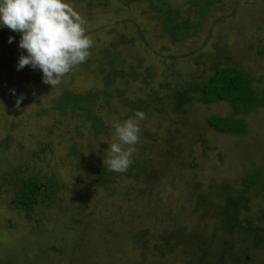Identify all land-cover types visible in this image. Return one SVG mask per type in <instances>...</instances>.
<instances>
[{
	"label": "rangeland",
	"instance_id": "374dc122",
	"mask_svg": "<svg viewBox=\"0 0 264 264\" xmlns=\"http://www.w3.org/2000/svg\"><path fill=\"white\" fill-rule=\"evenodd\" d=\"M208 1V15L200 20L198 6ZM65 2L85 20L93 47L89 59L55 88L42 82L39 70L25 66L17 71L19 57L26 55L18 47L20 34L0 27V33L14 38L0 46V264H74L67 257L74 255L71 249L64 248L66 258L50 250L44 254L47 245L57 244L52 239L60 234L54 235V230L62 222H71L64 218L68 215L81 219L77 228L86 243L80 242L79 249L89 254L80 264H264L261 239L254 247L245 230H224L215 216L216 207H209L205 216L195 213L198 195L223 205L227 195L244 192L249 202L239 219L264 231L263 108L236 115L245 124L246 134L235 137L216 133L205 123L208 116L232 114L224 102L193 103L180 114H171L166 100L163 105L156 103L149 108L151 115L139 122L140 139L131 157L146 169L137 172L136 179L115 174L107 184L97 183L96 176H109L103 160L115 142L113 123L134 118L127 103L154 95L162 98L168 91L160 85L180 87L191 77L203 82L211 75L212 65L218 64L243 71L255 94H264V0ZM165 17L175 24L200 23L195 34L177 40L163 29ZM116 71L122 76L115 74L105 84L106 74ZM116 89L123 92L120 99ZM65 91L96 93L92 111L109 127L107 131L94 134L87 122L71 115L69 105L61 114L56 104ZM20 94L25 99L17 110ZM150 171L158 174L156 182V176H143ZM250 172H260L261 184L245 190L242 177ZM34 175L46 181L54 194H38L24 212L16 200V186L24 176ZM153 184L157 194L151 198ZM130 209L154 213L137 224L131 220ZM172 224L200 231L208 243L194 257L181 246L167 251L160 236L165 239ZM146 226L149 233L142 236ZM175 238L177 245L183 242L179 235ZM197 257L201 258L198 263Z\"/></svg>",
	"mask_w": 264,
	"mask_h": 264
},
{
	"label": "trees",
	"instance_id": "16d2710c",
	"mask_svg": "<svg viewBox=\"0 0 264 264\" xmlns=\"http://www.w3.org/2000/svg\"><path fill=\"white\" fill-rule=\"evenodd\" d=\"M120 1H122L124 4H131L139 0ZM209 6V1L203 2L201 3V5L198 6V13L201 17L200 20L207 17ZM151 8L155 11H160L159 7H157L156 5L151 4ZM200 20L199 22L196 21L190 24L187 20H183L180 24H175L174 19L170 17H165L162 19V24L163 29L166 32L171 34L173 37H176L177 40H181L185 37L184 34L192 35L196 33ZM8 41L9 37L4 33H0V46L7 44ZM102 56L104 60H109V64L112 65L111 59H109V55L107 52H103ZM115 74L122 76V73L118 71L114 73L112 72L111 74L108 73L104 77L105 84H107L109 82V79L114 77ZM146 75L147 77H149L148 73H146ZM133 78L136 77L133 76ZM190 79V82L181 85L180 87H170L168 84L160 85V88H165L168 91V93L162 98L154 95L149 96L147 99L137 98L134 101L128 102L127 104L131 111V115L134 117L135 112L140 111L145 114V117H148L151 115L149 108L154 106V104L156 103H159V105H163L164 102H161L165 100L166 103L164 105L167 106L171 114H180L184 111L185 106H190L193 103H200L202 105L207 106L219 102H224L231 108L232 114L222 117L211 115L205 118V123L210 130H213L216 133L241 137L246 134V126L240 118L236 117V115L248 114L252 112L255 108L264 109V94H262L261 96H257L253 89L249 86L244 72L234 67L219 66L218 64H213L212 73L205 81L196 83L193 77H191ZM122 93V90L116 89L115 95L117 98L120 99ZM96 95V93L91 92H86L81 95H74L68 91H65L59 97L56 105L58 106L60 110L59 112L61 114V110L67 105H69L72 109L71 115H73L74 117L82 118L83 121L87 122L89 124L90 130L94 134H103L107 131L109 127L104 126L101 117L97 113H93L92 111V108L95 104ZM110 96V94H107V97ZM71 151L74 152V149L71 148ZM132 161L133 163L131 164L130 169H127V172H124L123 176L129 179H136L137 172L145 170L146 167L145 165H142L143 163L138 160L132 159ZM115 174L118 173L109 171L108 177H104L103 173L99 175L96 174V176L99 177L97 183H112L113 180H111V176ZM143 176L145 178H148L150 176H156L154 180L155 182L156 179H159L158 174L153 171L144 173ZM37 177L38 176L35 175L31 177L27 176V178L26 176H24V179L21 180L16 186V200L19 204L20 209H22L24 212L29 209L30 204L35 200V197H37L38 194H42L43 196H52L54 194L53 190L51 189L52 187L50 188V185H47L48 183L46 181L40 182L39 177ZM260 184V172H250L242 177V186L245 190L248 189L250 186ZM199 186L200 185L197 184L196 188ZM45 190L49 191H47V193H44ZM150 190L151 198L156 196V184H153ZM124 191L126 194V189H124ZM139 191L140 194L144 193V190L139 189ZM244 194L245 193L242 192V195L234 197H230V195H227L224 198L225 203L223 205H215L212 202H207V200H205L202 196L198 195L195 213L198 217L205 216L207 213H210L209 207H216L217 215L215 216L220 217L223 229L228 232H232L233 228L235 227L245 230L247 234L251 235L255 247L257 246V242L260 239L264 243V231H259L256 227L252 225V222L247 219H244L243 221L239 219L240 212L247 211V204L249 202L248 197H244ZM149 202H151L152 204V199H149ZM84 206L82 208L79 207V209H83ZM135 208H137V206ZM144 209H139L141 210L140 212L137 209L133 211H131V209L129 210V215L134 223L140 224L142 222L141 219H144L146 215H150L152 214V212L154 213V211L145 213ZM152 209L154 210L153 206ZM178 214L179 212L177 211L174 214V217H178ZM64 218H70L71 222L68 224L62 222L60 223V228L54 230V235L56 231H58V233L60 234V236L58 237V234L56 233L58 239H52L53 241L57 242V244L53 243L51 246L47 245L48 247L46 248L48 249L44 248V254L48 252V250H50L51 252H56L58 255H62L66 258L64 248L71 249L74 251V255L67 256L69 258L67 259L71 262H74V264H80V262H83V258H86L89 254L87 250L83 251L79 249L80 242L86 243L85 241H83L84 239L79 236L80 231L77 228L78 223L81 222V219L75 218L74 215L64 216ZM131 220H129L128 223L131 224ZM162 221L163 220L160 219L158 222L160 223ZM70 225H74L75 227H72ZM148 228L149 226H146L145 229L141 232L142 236H146L149 233ZM167 229L168 232L167 235H165V239L163 238V236H160V239L163 240L166 244L167 251L181 246L186 250L187 254L191 253L192 257H194V255H197L199 252H201V248H203L204 244L208 243L204 242L203 239H201L203 235L201 236L200 231H191L186 227L176 226L174 224L170 225V227H168ZM75 232L77 236L74 235ZM175 235L180 236L181 240L183 241L181 244L177 245L178 240L175 238ZM72 236H74L73 240L71 239ZM174 239H176L177 242H174ZM62 243L63 247H61ZM142 247H145V244L142 245ZM202 256H205V254H201V257ZM200 260L201 258L197 257V260L195 261L198 263Z\"/></svg>",
	"mask_w": 264,
	"mask_h": 264
},
{
	"label": "clouds",
	"instance_id": "9594fccd",
	"mask_svg": "<svg viewBox=\"0 0 264 264\" xmlns=\"http://www.w3.org/2000/svg\"><path fill=\"white\" fill-rule=\"evenodd\" d=\"M0 27L20 34L18 47L26 55L19 57L17 71L25 66L42 72V82L55 88L73 69L85 63L93 47L86 34L85 20L65 0H0ZM9 37V43L13 42ZM16 95L15 90H11ZM25 99L20 94L15 107ZM145 114L137 111L134 118L114 122L115 142L109 145L108 158L103 160L110 172L124 173L133 163L134 145L140 139L139 122Z\"/></svg>",
	"mask_w": 264,
	"mask_h": 264
}]
</instances>
